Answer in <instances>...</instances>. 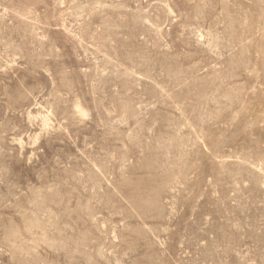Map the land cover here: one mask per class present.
Here are the masks:
<instances>
[{"label":"rangeland","instance_id":"obj_1","mask_svg":"<svg viewBox=\"0 0 264 264\" xmlns=\"http://www.w3.org/2000/svg\"><path fill=\"white\" fill-rule=\"evenodd\" d=\"M0 264H264V0H0Z\"/></svg>","mask_w":264,"mask_h":264}]
</instances>
